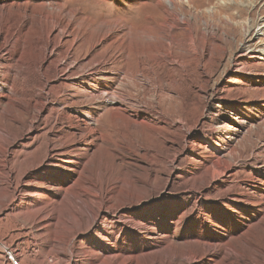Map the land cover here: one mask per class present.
Listing matches in <instances>:
<instances>
[{
  "label": "rangeland",
  "instance_id": "rangeland-1",
  "mask_svg": "<svg viewBox=\"0 0 264 264\" xmlns=\"http://www.w3.org/2000/svg\"><path fill=\"white\" fill-rule=\"evenodd\" d=\"M167 1L0 0V188L29 166L44 173L22 190L47 199L26 211L52 205L57 229L66 191L81 205L101 184L110 209L58 253L3 208L0 242L19 246L18 263L103 264L134 236L132 264H264V61L238 53L245 32L264 47V0H170L192 31H174L171 57L157 43ZM115 20L126 29H98Z\"/></svg>",
  "mask_w": 264,
  "mask_h": 264
},
{
  "label": "bare ground",
  "instance_id": "bare-ground-1",
  "mask_svg": "<svg viewBox=\"0 0 264 264\" xmlns=\"http://www.w3.org/2000/svg\"><path fill=\"white\" fill-rule=\"evenodd\" d=\"M160 4L161 3H157L158 6ZM176 7L177 6L174 3V1L169 0L166 2V7L164 10V17H163L164 22L162 24H160V26H159L160 29L158 31V33H159V40L157 42L158 47H159L158 49H159V51H161V53L164 56H168V57H171L173 54L172 50H173V46H174V31L177 30V28H179V26H181V25L185 26L187 28L186 30L184 29L185 33L186 34L188 33L187 37L189 39L192 38L191 37L192 31L189 28V24L185 21V19L181 18L177 14ZM109 25L106 21H104L101 24H99L98 29L102 32L104 31L106 35L107 34L109 35L112 31H115L118 29H120V30L126 29L125 26H122L119 24V20H115L114 22H112V24H111L112 28L111 29L108 28ZM138 32H139V36H143V37L147 38V40L150 37H152L149 34V32L146 30H139ZM261 32H262V34H264V30H262ZM62 37L63 36H61V38ZM190 40H192V39H190ZM249 42H250V40H248V32H245V40L243 41V43L241 44V46L238 50L239 56H248V59H250V60H254V59L259 57L260 60L264 61V47L262 45H258L256 47L252 48V46L250 45ZM193 53H194V55L198 56V55H200V53H202V49H201V51L194 49ZM248 63H251V61H248ZM152 69L153 68L150 65H148V70L151 73H152ZM241 69H242V72L245 71L244 66H241ZM111 75H113V76L116 75L115 71L112 72ZM96 78L98 80L107 81L105 79V77L99 76ZM112 81L113 80L110 79L109 82L112 83ZM84 84H85V86H89L90 83L87 84V82H86ZM113 90H114V88L112 89V87H108V89H102V90L98 91L97 96L101 101H103L106 104L107 103H113L116 101V98H114V95H113L114 94ZM84 116L86 118H90L88 113L84 114ZM2 142L4 143V140L1 141V143ZM5 147H7V146H5ZM4 151H5V149H2L0 147L1 157L4 156V154H5ZM50 161H53V160H50ZM5 162L6 161H4V164H5ZM2 166L3 165H1V167ZM60 166H62L61 163H58L57 161H53L52 165L51 164L48 165V167H51V169H54L55 171ZM33 172H35V169H33V167L29 166L28 169L21 171L17 177H15V178L10 177L11 178L10 180H12L11 185H13L11 187V189H1L0 188V214H1L3 208L9 207V206L11 207V209L8 208V210H9L8 215H11V214L13 215V213L16 212V210L23 211L22 213H20V216L25 222H27L30 225H33V227L43 226V228H40V229L46 230V232L48 234L47 237H50L49 245L51 243H53L55 245L54 246V248H55L54 252L61 253L60 249H58L57 247L64 246L68 241H70V237H72L74 240H76V235L80 232V229L83 227L84 224H86V226H91L92 224L97 223V222H100L101 224H105L107 222L108 218H105V217L100 218L99 217V213L101 211H106L107 213L110 212V209L108 207H106V204L108 203L109 199H105V198L101 199L102 193H101V190L99 188L101 186V184H99L100 186L99 185L98 186L93 185L92 186V188H93L92 192H88L87 189L84 190V191L88 192V193L87 192H85V193H87L86 195H89V197L87 199H83V200L81 199L82 200L80 202L81 205H77V203H76V201H77L76 199L79 198V195L71 194V193H69V191L65 192L66 196L62 197L59 201V204L54 206V209L57 210V214L59 213V217L60 216L62 218L65 217V220L63 223V228L57 229L58 220H56V219H58V218L56 217V215L50 214L47 217L43 216V215L47 214V208L52 206V205L42 206L39 209L37 208L38 210L34 211V212L26 211V209H28V206L31 205V203H33V202L35 203L38 200H40V202H41V201H44L47 199L46 196H42L39 199L38 194H35V193L31 194L32 192H30L28 189L22 190L26 187L31 186V184L36 183L41 177H44L43 175H45L44 173L39 174V173H33ZM1 178H2V176H1ZM22 185H24V186L22 187ZM19 189H21V190H19ZM104 193L106 194L107 191ZM98 197H100V199L97 202H95V199ZM37 204H38V202H37ZM43 205H44V203H43ZM35 206H37V205H35ZM93 207H96L95 211L93 210ZM52 211H50V212H52ZM113 219H115V218H113ZM113 219H111V220H113ZM122 219H127V218H126V216H123ZM54 220H56L55 223L53 222ZM0 222H1V220H0ZM110 225L114 226V228L112 229L111 234H110L111 238H113V241L116 245H119V243H120L119 234L115 235V231L116 230L123 231V233H124V231H125L124 222L112 221ZM134 238H135L134 236L122 238L121 242L123 240V244H122V246H120V249L125 250L122 253L123 255H121V256H118V255L113 256L112 255V257L110 259H106V260L109 263L112 262L111 264H132V262L134 260V256L132 255L131 250H134V251L140 250L141 251V249L138 246L136 248L137 244H136V240ZM87 240H89V238H87ZM80 243H78V245ZM117 248H119V247H117ZM0 249L3 252H5L4 254L7 255V258L11 261L12 264H20L17 262L19 259V253H20L19 252L20 248L18 245H16L14 247V245H8V244H4V243L0 242ZM80 257L82 258L81 260L83 261L82 264H92L93 262L99 260V257L91 260L90 257H88L87 255H81V256H79V258ZM107 261H105L103 259L102 262H103V264H107ZM59 263L60 262H58V264ZM40 264H49V263L45 259V261L43 260V262ZM151 264H156V262L154 261ZM161 264H164V263H161Z\"/></svg>",
  "mask_w": 264,
  "mask_h": 264
}]
</instances>
